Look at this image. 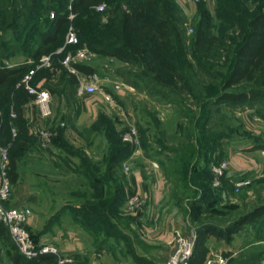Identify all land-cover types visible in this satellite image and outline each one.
<instances>
[{"label":"trees","instance_id":"trees-1","mask_svg":"<svg viewBox=\"0 0 264 264\" xmlns=\"http://www.w3.org/2000/svg\"><path fill=\"white\" fill-rule=\"evenodd\" d=\"M102 1L108 3L109 9L105 11L104 4V11L97 12L96 7ZM252 2V9H249V3ZM49 10L54 12L51 14L52 19ZM176 10L175 0H0V36H3L0 37V106L3 109L0 111V141H5L1 144L9 141L7 174L11 187L20 179L18 163L23 155L37 148L22 115L24 106L33 97L22 84L17 86L22 77L35 69L42 56L50 53V67L35 69L30 84L35 87L40 81L47 84L61 69L57 75L59 82L55 88L49 87V92L58 97H73L76 96L79 84L78 74L90 76L95 71L93 66L85 63H70V69L63 67L61 61L66 57V49L58 52L63 45L73 49L72 54L86 46L91 53L113 58L126 65L134 64L140 69L139 75L147 81L150 89L163 95L167 94L162 92L164 89L180 95L190 91L203 109L201 128L210 117L209 109L212 107L235 105L264 97V90H261L264 81V0H217V16L222 25L227 23L229 28H223L230 31V34L223 31L213 33L212 16L203 11L191 51L197 67L211 82L220 81L208 83L203 88L209 89L210 93L207 90L202 93L193 92L185 69V72L182 71L179 57L182 55L183 58L184 38L178 29L177 18L173 16ZM72 13L75 17L69 20L68 16ZM102 15L107 16L104 22L101 21ZM42 23L45 29L41 28ZM70 27L76 43L65 45ZM8 32L14 39L4 37ZM22 36L24 38L20 40ZM14 54H22L29 62L24 60L15 66H6L5 61ZM176 55L179 56L177 60ZM200 60L223 67L224 71L217 73L211 67L200 65ZM245 84L250 86L236 91L229 90ZM11 107L15 115L12 118L8 111ZM11 128L16 130L13 139L10 137ZM78 132L87 144L98 142L99 148H102L101 157L94 160L86 155L84 148L72 145L63 139L62 131L58 132L54 145L60 154L56 155L59 158L65 155L63 160L72 165L73 173L80 179L82 186L70 192L74 203L63 205L59 212L51 216L45 229L36 235L29 233L31 238L38 242L41 236L50 232L54 220L64 212H70L72 223L79 225L85 234L96 239L103 238L98 241L99 245L110 240L118 245L122 242L133 264H151L136 253L131 239L122 230V226L130 230L131 225L138 224V221L133 223L132 217L123 213L128 194H134L127 188L122 169L123 162L133 153V143L124 141L112 121L102 114L89 127H83ZM142 139L141 145L145 149L147 144L144 135ZM199 146L200 150L192 149L187 156L178 155L173 162L171 169L179 176L183 188H191V182L201 184V181H209L211 172L208 166L213 153L208 146L204 148L203 143ZM200 163L204 164L203 169H199ZM197 188H203L199 194L203 197L202 200L199 197L190 203L189 217L195 208L209 205L210 197L205 193L206 187L201 184ZM3 206L10 208L7 201ZM263 216L264 205H258L223 226L197 223V241L200 243L203 237L213 236L229 244L244 226L254 224ZM0 242L8 264H57L53 255H39L32 259L23 257L12 242L7 228L1 223ZM200 257L195 258L193 253L188 264H201Z\"/></svg>","mask_w":264,"mask_h":264},{"label":"rangeland","instance_id":"rangeland-1","mask_svg":"<svg viewBox=\"0 0 264 264\" xmlns=\"http://www.w3.org/2000/svg\"><path fill=\"white\" fill-rule=\"evenodd\" d=\"M104 4L106 5L105 11H108V3L102 1L101 5ZM175 4L178 10L173 16L177 18L178 29L183 33L184 38L183 58L182 55L181 58L176 55V60L179 57L182 71L185 69V75L192 83L193 92L202 93L207 90L210 93L209 89L204 90L203 88L208 83L220 81L211 82L210 78L197 67L191 51L192 40L204 10L212 16L213 33L223 31L230 34V31L223 28H229V26L227 23L222 25L221 19L217 16V0L199 3H194L192 0H175ZM249 5V9H252L253 2ZM49 13L51 15L54 12L49 10ZM70 15L74 19V14ZM106 17L102 15L101 21H106ZM50 19H52L51 16ZM41 28L45 29L43 23ZM4 37L14 39L10 32ZM23 38L24 36L20 40ZM62 49H66V57L72 58L65 65L63 64L65 57L61 61L63 67L70 69V63H85L94 67L95 71L92 74L96 75L95 79L82 74H78V79L79 82L84 83L94 82L96 90L92 94H84L81 97L77 95L58 97L49 92L53 109L49 117H41L38 114L33 97L27 103L36 110L33 121L28 123V133L33 137L37 148L25 153L18 163L20 179L13 187L10 185L7 200L10 208L30 210L31 219H35V222L33 225L27 224V231L36 235L45 229L51 216L59 212L63 205L74 203L70 192L82 186L80 179L73 173L72 165L63 160L65 155H60V158L56 155H59L60 151L55 148L54 138L57 137L59 131H62L64 140L72 145L81 146L85 149L86 155L98 160L102 151L98 142L87 144L79 136L78 131L83 127H89L97 116L102 114L112 121L115 130L122 135L131 127L136 129V142L132 144L133 153L128 160L123 162L122 169L126 176L127 188L130 189V193L141 198L142 208L133 213H127L125 211L127 203L125 204L124 215L132 217V222L138 221V224L131 225L130 230L122 226V230L131 239L134 250L139 256L146 258L151 264H165L172 250L173 235L179 232L184 236L194 235L192 254L194 253L195 258L202 256L201 264H204L211 255H221L227 258L226 264H264V216L254 224L244 226L232 237L229 244L213 236L203 237V240L198 243L195 234L197 223L223 226L247 213L253 207L264 205V97L235 105L222 104L212 107L209 109L210 117L201 128L203 109L197 98L189 93L190 91H185L180 95L160 89L162 92H167L163 95V93L150 89L147 81L140 77V69L134 64L126 65L113 58L99 56L89 52L86 46L78 48L74 54L71 53L73 49L65 48L64 45L58 52ZM82 50L87 51L86 58L84 60L74 59L75 55ZM51 56L49 53L41 58H48L50 63ZM24 60L29 62L22 54H14L8 58V61H5V64L12 67ZM40 60L36 67H41ZM198 63L211 67L217 73L224 71L223 67L215 66L211 62L200 60ZM60 73L61 69L57 71L53 80L47 84L40 81L37 86L48 91L49 87L55 88V84L59 82L57 75ZM247 86L250 85L236 86L229 90L236 91ZM261 90H264V81H262ZM112 94L116 96V99ZM1 110L3 111L0 106ZM8 111L9 117L12 118L11 114H14L12 107ZM12 129L14 128H11V139L16 134V130L13 134ZM42 133L49 138L45 148L41 145L40 135ZM143 135L147 144L145 149L141 145ZM2 142L5 141L2 139L0 144ZM200 143H203L204 148L208 146L213 153L208 166L209 171L211 172L212 166L222 163L226 164V169L217 186L212 184V172L209 173L208 182L201 181V184L206 187L205 193L210 197L209 205L195 208L193 215L189 217L190 203L199 197L202 200L203 196L199 194L202 193L203 188L198 189L197 186L201 187V184L193 182H191L193 185L191 188H183L179 176L174 174L175 171L171 168L178 155L187 156L192 149L199 148L200 150ZM8 145L9 141L0 146L7 152ZM239 157L254 159L253 166L247 170L230 171L229 161L231 159L241 160ZM147 167L158 170L166 183V190L161 200L155 205L150 203V211L147 209V200L137 193L136 185H134V176L137 174L149 180L145 178ZM198 167L203 169L204 164L200 163ZM71 181L77 185L70 187L69 182ZM239 183L246 184L235 187ZM133 195L128 194L127 201ZM141 221L146 226H150V229H157L152 232L160 233L167 228V233L171 234L167 243L165 244L161 237L149 239L142 237V224H139ZM68 233L77 237L82 245V251L69 254L74 264H133L126 254L124 243L121 242L118 245L110 240L106 244L99 245L98 241H102L103 238L96 239L85 234L79 225L72 223L70 212H64L62 216L54 220L50 232L41 236L39 241L53 243L55 238L64 241ZM157 233L154 236H157ZM62 254L68 255V253ZM230 260L232 262H229ZM0 264H8L5 254L1 252Z\"/></svg>","mask_w":264,"mask_h":264},{"label":"built area","instance_id":"built-area-1","mask_svg":"<svg viewBox=\"0 0 264 264\" xmlns=\"http://www.w3.org/2000/svg\"><path fill=\"white\" fill-rule=\"evenodd\" d=\"M194 3L205 2L207 0H192ZM104 5H98L96 7L97 12H102L104 10ZM70 9V7H69ZM51 18L53 17L50 15ZM68 19L71 20L72 16L69 15ZM76 43V38L72 29L68 30L65 37V45H73ZM87 56V51L82 50L78 52L74 59L84 60ZM72 58L67 56L63 64H67ZM41 67H50L48 58L43 57L40 60ZM39 68V67H35ZM35 69L27 72L19 82L27 90L29 94L33 96V103L41 117H49L52 115V97L49 91L43 87L32 86L30 81ZM74 71V70H72ZM90 78L95 79L96 75L92 74ZM96 90V85L94 82L84 83L79 82L76 88V95L78 97L84 94H92ZM14 117V114H11ZM12 133L15 134V129H12ZM122 139L127 142H136V129L134 127L129 128L127 132L122 135ZM41 145H47L49 138L46 134L42 133L40 135ZM8 159L6 149L0 146V223L4 225L10 235V238L14 245L17 247L19 253L26 259L36 258L39 255H53L56 258L57 264H74V260L71 255L62 254V252L54 246L52 243L47 241L34 242L31 235L26 229L29 219L31 218V212L26 208H9L6 209L3 203L8 200L10 193V182L7 174ZM226 169V164L222 163L217 166L211 167V172L213 176L212 184L217 186L219 184V179ZM127 170V168H126ZM246 183L236 184L235 187H240ZM142 208V200L138 195L131 196L126 204V212L133 213L136 210ZM194 235L184 236L179 232H175L172 240V250L171 253L166 258L165 264H188L193 249V238ZM227 258L221 255H211V257L205 260L204 264H226Z\"/></svg>","mask_w":264,"mask_h":264},{"label":"crops","instance_id":"crops-1","mask_svg":"<svg viewBox=\"0 0 264 264\" xmlns=\"http://www.w3.org/2000/svg\"><path fill=\"white\" fill-rule=\"evenodd\" d=\"M54 106V105H53ZM22 115L27 121V123H30L33 121L34 116L36 115V110L31 104H26L23 108ZM240 159H231L229 161V170L232 172H237L239 169H250L253 166V160L254 159H248L239 157ZM146 179L149 178V180L143 179L141 174H137L134 176L135 179V185L137 189V193L140 194L144 200H147V209L150 211V203L155 205L158 204L163 196V192L166 190V183L161 174L158 170L147 167V170L145 172ZM77 185L74 181L69 182V186L73 187V185ZM154 207V206H153ZM35 222V219L33 218L29 219L28 224L33 225ZM139 224H142L141 226V234L142 237L146 238H152V237H161V240L167 243L169 240V237L171 234L167 233V228H164L162 232H152L157 231V229L153 230L150 229L151 227L146 226L143 224V221H141ZM157 233V236H154ZM54 246H56L62 253H68L71 254V252H79L82 251V245L80 242H78L77 237H74L68 233V237L64 241L54 239V242L52 243ZM1 253H3L0 250Z\"/></svg>","mask_w":264,"mask_h":264}]
</instances>
